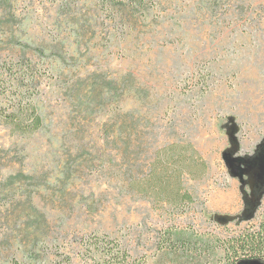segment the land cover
<instances>
[{
  "label": "rangeland",
  "instance_id": "1",
  "mask_svg": "<svg viewBox=\"0 0 264 264\" xmlns=\"http://www.w3.org/2000/svg\"><path fill=\"white\" fill-rule=\"evenodd\" d=\"M4 72L42 126L0 121V264H220L264 218V0H0ZM171 141L207 165L183 211L129 184Z\"/></svg>",
  "mask_w": 264,
  "mask_h": 264
},
{
  "label": "trees",
  "instance_id": "2",
  "mask_svg": "<svg viewBox=\"0 0 264 264\" xmlns=\"http://www.w3.org/2000/svg\"><path fill=\"white\" fill-rule=\"evenodd\" d=\"M4 73L9 81V88L2 89L0 85V98L2 101L8 99L9 107L4 108L5 104H0V121L9 126L13 132L32 135L42 126V118L32 101L38 93L36 84L32 86L35 90L30 92L31 80L29 84L24 83L28 81L24 75ZM31 79H35L34 76ZM206 169V162L191 142L171 141L154 150L146 170L142 171L140 176L131 177L129 184L134 192L152 203L183 211L194 200L184 180L200 179L205 175ZM170 235L168 233L169 241L175 247L186 248L192 242L200 246L206 245L204 240L198 238L199 242L193 241L186 233H176L173 238ZM93 243L96 245L95 251L100 259L116 264L127 262L129 254L125 249L118 248L114 252L112 248L98 245L96 240ZM220 247L222 250L220 264H237L240 261H260L264 264V218L256 229L221 241ZM135 264H144V262H135Z\"/></svg>",
  "mask_w": 264,
  "mask_h": 264
}]
</instances>
